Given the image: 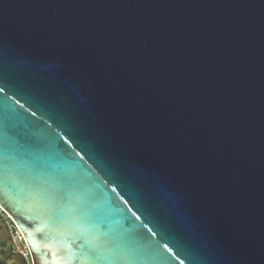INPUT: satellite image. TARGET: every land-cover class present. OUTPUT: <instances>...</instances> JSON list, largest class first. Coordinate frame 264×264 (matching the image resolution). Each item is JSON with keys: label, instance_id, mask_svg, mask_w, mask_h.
Masks as SVG:
<instances>
[{"label": "water", "instance_id": "95a60500", "mask_svg": "<svg viewBox=\"0 0 264 264\" xmlns=\"http://www.w3.org/2000/svg\"><path fill=\"white\" fill-rule=\"evenodd\" d=\"M0 85L33 264H264V0H0Z\"/></svg>", "mask_w": 264, "mask_h": 264}, {"label": "flooded vegetation", "instance_id": "af4514ba", "mask_svg": "<svg viewBox=\"0 0 264 264\" xmlns=\"http://www.w3.org/2000/svg\"><path fill=\"white\" fill-rule=\"evenodd\" d=\"M14 236L20 240L14 241ZM0 264H33L32 257L13 220L0 206Z\"/></svg>", "mask_w": 264, "mask_h": 264}, {"label": "snow or ice", "instance_id": "6c2138e0", "mask_svg": "<svg viewBox=\"0 0 264 264\" xmlns=\"http://www.w3.org/2000/svg\"><path fill=\"white\" fill-rule=\"evenodd\" d=\"M4 90L3 85H0V92ZM11 129H6L4 121L0 118V154L4 152V142L7 137L8 131ZM147 227V225H143ZM151 231V229H149ZM137 242L135 240L130 241L125 247L124 254L120 257L123 261V264H146V257L141 254L140 247L136 246ZM95 245H92V248H95ZM167 247V245H165ZM143 248L146 251H150V243L148 245H143Z\"/></svg>", "mask_w": 264, "mask_h": 264}, {"label": "built area", "instance_id": "2783aa9c", "mask_svg": "<svg viewBox=\"0 0 264 264\" xmlns=\"http://www.w3.org/2000/svg\"><path fill=\"white\" fill-rule=\"evenodd\" d=\"M20 240L19 236H14V241Z\"/></svg>", "mask_w": 264, "mask_h": 264}]
</instances>
